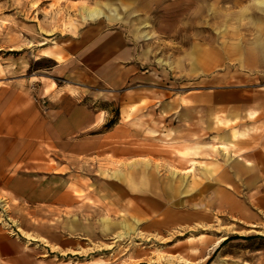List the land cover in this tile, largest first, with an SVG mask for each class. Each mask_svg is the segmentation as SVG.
<instances>
[{"label": "rangeland", "instance_id": "374dc122", "mask_svg": "<svg viewBox=\"0 0 264 264\" xmlns=\"http://www.w3.org/2000/svg\"><path fill=\"white\" fill-rule=\"evenodd\" d=\"M91 9L100 10L96 19L87 16ZM99 21L131 32L139 69L149 75L118 90L93 87L108 111L105 128L118 123L120 111L140 109L147 196L155 197L157 185L167 207L188 212L187 220L133 231L105 226L120 209L101 190L105 183L89 184L99 190L97 200L85 199L99 207L94 226L72 232L68 247L44 250L43 257L55 264H264V215L245 206L232 210L227 205L243 200L242 191L220 193L214 184L219 168L238 153L230 144L233 133L249 129L236 110L261 114L264 105V15L254 0H0V84L27 82L37 101L43 83L85 87L63 71L66 58L52 52H61L70 33ZM168 102L174 112H165ZM134 120L128 114L124 121ZM185 121L190 130L184 136L177 128ZM113 162L114 171L137 172ZM98 169L104 173V164Z\"/></svg>", "mask_w": 264, "mask_h": 264}, {"label": "crops", "instance_id": "0c3cea01", "mask_svg": "<svg viewBox=\"0 0 264 264\" xmlns=\"http://www.w3.org/2000/svg\"><path fill=\"white\" fill-rule=\"evenodd\" d=\"M257 1L254 7L264 15V6ZM131 37L123 26L110 28L99 21L63 40L61 52L52 55L65 57L63 71L74 74L85 87L43 83L42 99L37 101L27 82L0 84V264H55L53 258L43 257L44 250L68 247L72 232H87L94 226L99 207L85 203L88 198L97 200L99 190L89 185L93 183H105L101 190L120 209V217L113 222L105 219V226L111 223L133 231L148 229L150 223L161 227L186 224L188 212L167 207L157 185L155 197L147 196L149 163L145 158L149 152L143 145L140 109L120 111L118 123L105 128L108 111L100 107L94 88L118 90L149 76L139 69V49ZM258 43L263 45V41ZM259 51L264 56V49ZM259 108L261 114L253 115L248 108L246 113L236 110L246 115L249 129L233 133L230 144L236 145L238 153L219 168L214 184L220 193L242 191L243 200L235 197L226 204L232 210L245 206L264 215V105ZM176 109L170 102L164 107L165 112ZM128 114L134 115V123L124 121ZM242 122L238 125L243 126ZM177 129L185 136L190 125L185 121ZM131 133L134 139L129 140ZM113 160L137 166V172L114 171ZM103 164L105 174L98 169ZM226 198L220 201L225 203ZM221 202L218 207H226ZM245 215L249 220L252 217ZM199 216L206 218L205 213Z\"/></svg>", "mask_w": 264, "mask_h": 264}, {"label": "bare ground", "instance_id": "6f19581e", "mask_svg": "<svg viewBox=\"0 0 264 264\" xmlns=\"http://www.w3.org/2000/svg\"><path fill=\"white\" fill-rule=\"evenodd\" d=\"M100 14V10H97V9H91V10H88L87 12V16L91 19H96V17H98ZM120 16H116L115 18L113 17H109V19H115L116 18H119ZM122 19V18H121ZM5 203V202H4Z\"/></svg>", "mask_w": 264, "mask_h": 264}, {"label": "trees", "instance_id": "16d2710c", "mask_svg": "<svg viewBox=\"0 0 264 264\" xmlns=\"http://www.w3.org/2000/svg\"><path fill=\"white\" fill-rule=\"evenodd\" d=\"M243 238H244V237H243ZM245 238H247V237H245ZM229 239H231V237H228L226 240H229ZM226 240H225V241H226Z\"/></svg>", "mask_w": 264, "mask_h": 264}]
</instances>
